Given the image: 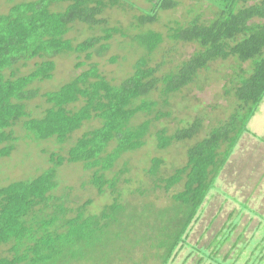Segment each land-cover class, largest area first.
<instances>
[{
    "label": "trees",
    "instance_id": "1",
    "mask_svg": "<svg viewBox=\"0 0 264 264\" xmlns=\"http://www.w3.org/2000/svg\"><path fill=\"white\" fill-rule=\"evenodd\" d=\"M126 1L30 0L15 3L0 14V158L10 157L20 139H56L64 144L85 123L99 122L77 138L66 156L51 154L52 166L41 174L0 186V264H75L96 257L103 246L121 238L124 226L135 221L131 211L139 205L129 206L120 200V176L128 169L124 167L111 178L108 173L125 154L144 147L152 122L170 113L159 112L138 125L133 119L141 113L150 115L157 108L160 101L149 99L156 91L168 105L170 98L200 82V73H208L210 65L232 59L230 72L221 78L226 81L224 95L233 100L230 115L188 147L187 162L171 175H158L162 164L159 159H153L147 171L154 187L167 193L174 190L166 207H157L152 201L145 205V198L139 206L144 215L160 223L156 235L150 234L145 242L161 264H171L187 246L209 193L264 101V0H209L216 9L212 19L204 21L202 14L189 9L186 14L192 15L188 18L166 24L167 36L150 26L160 20L161 12L176 8L178 1L149 0L153 7L139 8L141 14L133 16L135 22L129 28L108 27L104 16L107 9L136 8ZM77 24L100 27L103 34L74 43L67 35ZM116 34L128 37L133 50L141 48L143 55L133 61L127 77L113 83L91 60L94 49L98 54L108 51L109 41ZM166 40L170 44H193L195 50L162 72L166 62L151 66L150 57ZM131 52L135 57L136 52ZM65 54H77L76 67L84 69L57 90L40 93L35 84L51 80L56 69L54 58ZM81 54H85V61H80ZM32 61H36L33 68L23 73L22 68ZM40 96L47 107L36 117L28 103ZM16 128L24 130L25 135L20 137ZM202 128L203 119L196 117L171 135L159 130L157 146L165 149L175 142L194 140ZM65 162L81 163L92 170L85 185L95 187L98 194L110 191L113 201L100 213L87 214L91 198L72 208L67 205L68 195H53L60 183L58 170ZM232 228L227 227L222 239L212 241L209 247L193 246L188 257L197 252L202 256L199 264L205 258L225 264L216 253L229 239ZM4 246L9 247L10 255H2ZM211 246L213 252L208 254ZM121 248L115 255L124 253L127 260L136 255L135 248ZM260 260L261 256L254 258L252 264Z\"/></svg>",
    "mask_w": 264,
    "mask_h": 264
},
{
    "label": "rangeland",
    "instance_id": "2",
    "mask_svg": "<svg viewBox=\"0 0 264 264\" xmlns=\"http://www.w3.org/2000/svg\"><path fill=\"white\" fill-rule=\"evenodd\" d=\"M22 1L30 0H13V2L0 0V14L8 12L13 4ZM128 1L133 2L136 8H131L128 5L125 6V9L120 6L107 9L104 16L108 19V27L127 29L131 22H135L133 16L141 14L139 8L149 10L153 7V3L149 0ZM128 1L126 2L128 3ZM176 1L179 2V5L169 11L161 12L160 20L150 28L167 36L166 24L188 18L189 15H192L191 13L186 14L189 9H195L197 13L202 14L204 21L214 17L216 9L211 6L209 0ZM128 32L129 35L131 31ZM102 34L100 27L90 29L86 25L77 24L67 37L74 43H79L92 35ZM128 41H130L128 37L116 34L109 41L110 47L107 52L98 54L95 49L93 50L91 62L98 63L100 70L113 83L127 77L128 73L132 72L133 61L143 55L141 48L139 50L134 48L133 50L132 44ZM167 41L150 57L151 66H160L162 62H166V66L161 68L162 72L179 64L195 50L193 44L181 42L170 44ZM131 51L136 52L135 57ZM166 51L168 54H165ZM115 56H118L117 61L111 62L110 59ZM81 60H86L85 54H81ZM36 61H32L29 67L22 68V72H29ZM54 61L56 62V69L52 79L39 82L34 86L40 90V93L57 90L63 83L68 82L84 69L76 67L79 61L77 54L61 55L55 57ZM88 62L90 63V61ZM232 64L233 60L230 59L210 65L208 73H200V82H196L184 92L170 98L168 105L161 101L159 91L149 97V99L160 101L159 105L150 115L138 114L133 119V124L138 125L142 121L158 115L159 112H169L170 115L154 120L146 145L139 150L125 154L117 161L113 170L108 173L111 178L124 167L128 169L120 176L121 179L118 184V191L122 193L120 198L122 203L129 206L136 204L140 206L145 198V205L149 201L154 202L157 207H166L171 204V194L174 190L167 193L163 189L154 187L152 178L147 171L152 166L153 159H159L162 164L159 167L158 175L162 177L171 175L176 167L187 162L188 147L230 115L234 108L232 107L233 100L224 95L222 87L226 81H221V78L226 71L230 72ZM243 67H247V65ZM203 78H208V80L205 81ZM28 106L32 115L37 117L43 113L47 104L40 96L28 103ZM196 117L203 119V128L197 138L191 141L175 142L165 149L158 148L157 131L165 130L167 135H171L177 129L188 126ZM98 125L99 122L96 120L85 123L64 144L58 143L56 139L44 141L18 140L11 156L0 158V186L41 174L52 166L51 154L66 156L67 150L78 137ZM248 129L249 131L240 138L229 161L221 171L215 187L209 193L202 208L201 217L193 226L187 239V246L173 259V262L171 261V264H199L198 260L202 256L197 252L188 257L192 252L191 248L193 246L198 248L209 247L212 241L222 239L223 231L227 227H233L232 233L219 248L216 257L225 264H252L254 258L261 256V263L257 264H264V101L248 124ZM15 130L20 137L25 135L24 130L18 128ZM91 176L92 170H86L83 164L65 162L58 170L60 183L53 195L58 197L64 194L68 195L67 205L72 208H76L91 198L92 203L86 210L87 214L100 213L106 205L113 201V196L109 190L100 195L95 187L85 185ZM82 184L85 186L82 187ZM139 206L138 208L135 207V210L131 208V214H134L135 221L124 226L126 231L121 230V238L117 239L111 246H103L96 257L86 258L84 261H75V264H161L158 258L153 255L150 244L145 242L150 234L156 235L157 229L160 227L159 220L144 215V211ZM235 224L236 226H234ZM122 246L123 248L129 247V249L135 248L133 251L136 255L131 260L129 258L127 260L126 254L121 255V252L115 255L117 249L122 250ZM8 248V246L1 248L2 255H10ZM213 249L214 247L211 246L207 253H212ZM105 256L107 259L102 261ZM202 264L217 263L205 258Z\"/></svg>",
    "mask_w": 264,
    "mask_h": 264
},
{
    "label": "bare ground",
    "instance_id": "3",
    "mask_svg": "<svg viewBox=\"0 0 264 264\" xmlns=\"http://www.w3.org/2000/svg\"><path fill=\"white\" fill-rule=\"evenodd\" d=\"M152 11V10H151Z\"/></svg>",
    "mask_w": 264,
    "mask_h": 264
}]
</instances>
